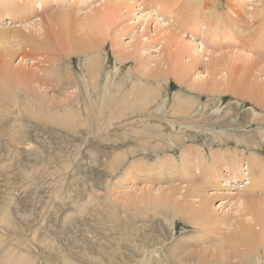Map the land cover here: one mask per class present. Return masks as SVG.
<instances>
[{
    "label": "rangeland",
    "instance_id": "obj_1",
    "mask_svg": "<svg viewBox=\"0 0 264 264\" xmlns=\"http://www.w3.org/2000/svg\"><path fill=\"white\" fill-rule=\"evenodd\" d=\"M103 1L110 2L45 0L29 14L9 2L11 13L0 11V35L13 28L14 32L22 31L44 41L46 30L53 29L56 39L51 45L65 59L60 69L71 74V81L62 87H47L34 81L30 87L38 91L26 90L18 75L23 70L37 73L38 69L32 60H21V48L15 39L8 37L7 43L0 42V264H17V259L22 258V264H257V257L264 254V241L243 244L235 239L238 234L233 235L226 256L214 249L212 255V228L202 225L192 208L200 206L199 197L183 196L186 190L193 195L194 187H202L219 215L235 217L237 208L225 199L228 196L213 194L218 190L234 192L227 190L222 180V189L211 187L203 174L182 180L170 173L183 177L180 165L188 150L201 154L208 162L210 156L222 153L245 158L253 154L264 163V95L259 93L264 86L256 79L247 80L245 71L238 72L246 80L242 85L227 75L220 78L221 82H215L210 75L201 82L198 75L193 89L189 82H180L172 74L159 94H150L153 102L145 114L140 112L141 103L133 107L137 113L130 117L123 106L116 107L114 113L102 111L94 105L97 97L88 95L84 86L83 78L88 75L83 68L86 70L90 60L103 57L100 93L113 81V74L117 81L111 89L119 98L129 91L131 83L138 95L145 87L141 83L144 79H149L148 86L154 88L156 77L144 74L156 73L155 65L162 58L169 66L177 64L182 48L176 41L164 40L162 32L151 35L155 20L150 19L143 32L146 39L142 41V59L136 62L119 57L135 36L134 29L139 27L141 33L143 18L138 20L137 16L146 11L152 0H130L134 4L125 0L129 6L123 11L111 5L103 8ZM205 1L206 6L218 4L215 11L207 14L202 5H197ZM245 2L176 0L171 9L179 17L180 13L190 15L193 9L191 15L198 22L193 32L202 36L203 31L210 30L204 39L193 37L187 28L178 31L169 12L161 16L167 23L163 27H170L195 43L202 41L206 50L226 60L234 57L250 62L246 67L254 66L257 80L264 83V34L247 38L237 25L252 26L256 13L264 23V0ZM239 3L247 7L241 10ZM230 5L241 14L232 12ZM108 8L113 11L108 13ZM104 14L108 15L106 19ZM231 15L234 18L228 19ZM32 24H38L39 29L30 28ZM65 27L70 40L63 36ZM96 43L101 50L97 56L95 50L85 49ZM80 44L83 47H77ZM209 52H204L201 59L208 61ZM5 53L7 58H3ZM149 54L152 56L147 62L145 57ZM188 58L186 55L183 61ZM204 67L199 66L202 73H206ZM246 83L258 92H245ZM224 86L229 88L221 93ZM13 94L14 99L10 97ZM247 94L248 104L243 99ZM182 99L187 107L174 115L176 103ZM146 122L149 127L144 126ZM170 159L167 163L176 168H169V174L156 169L157 162ZM195 161L198 159L193 156L190 162ZM143 164L155 171L148 172L140 167ZM244 172L230 176L236 178L230 186L235 194L243 193L236 190L237 185H246V180L252 182ZM127 173L132 176L128 178ZM150 188L173 195L174 204L146 203ZM135 189L138 196H131ZM250 195L257 196L253 201L264 202V192H251L246 197Z\"/></svg>",
    "mask_w": 264,
    "mask_h": 264
},
{
    "label": "bare ground",
    "instance_id": "obj_2",
    "mask_svg": "<svg viewBox=\"0 0 264 264\" xmlns=\"http://www.w3.org/2000/svg\"><path fill=\"white\" fill-rule=\"evenodd\" d=\"M44 1L45 0H36V1L35 0H20V3H18L15 0H0V11L11 13L12 8L9 2H14L18 6V9L24 10L29 14L33 12L37 6L39 8L40 5H42V2ZM80 1L82 2L84 0H80ZM196 1L198 2V0ZM237 1L243 2V4H246L245 2L246 0H237ZM251 1L260 2V0H254V1L251 0ZM127 2L131 3L132 1L129 0ZM127 2L125 0H110L109 4L105 2V4L103 3L102 5H104L103 8H107L109 5H111L112 7L119 8L118 11H123L125 8H128L129 6V3ZM132 3L134 4V2ZM175 4H176V0H168V1L152 0V4L151 2L148 3L149 7L146 9V11H144L143 14L137 16L138 20H140L139 18H143L141 19L142 20L141 33L138 32L139 27L135 28L134 29L135 36H132L131 37L132 40L128 41L129 51L127 50L128 48H123L124 55L122 56L118 54L119 57L126 58V59L131 58V59L136 60V62H139L140 58L142 59L143 57L142 41L146 39V36L145 34H143V32L147 31L148 23L150 22V19L155 20V28H154V31H152L151 35H154V32L155 34H157L158 32H162L164 40L166 39L170 42L176 41L177 43H180L182 48L179 51L181 53H180L178 60L176 61L177 64L169 66L167 64L166 59L162 58L161 61L158 60V64L156 63L155 65L156 73L149 74V72H146L144 74V76L148 78L156 77L155 78L156 86L154 88H150L148 86V84L150 83L149 79H144V80H141V83L143 85L145 84V87L142 90H140L138 95L135 91L137 88H135V86L131 83L129 91L121 94L120 97L117 98L118 93L116 92V90L112 91L111 89V85H115V81H117V79L113 78L114 76L113 74H112L113 81L112 82L109 81L107 85L105 86L103 93H100L99 89H101V86H103L100 80L101 74H102V67L104 65L103 57H98L97 59L90 60V63L87 66L86 70L85 68H83V72H85L88 75V77L83 78L84 86L87 88L86 92L88 95H91V96L95 95L97 97V100L95 101L94 105L97 104V106H99L102 111L109 110L111 113H114V109L116 107L123 106L127 112V115L130 117V115L133 116L135 113H137V111L133 110V107L136 108V104L141 103L143 108L140 110V112L141 113L144 112L145 114V111H148L149 106L153 102V100L150 99L149 97L150 94L151 93L159 94L160 87L164 86V83L168 81V77L172 74L175 76L176 80H179L180 82H189V87L191 89L197 86L196 80H197L198 75L201 78V82H204L208 78V75L212 76L215 82H221L220 78L222 76L227 75V78L228 77L234 78L235 80H237L238 84L242 85L246 81L244 79H241L240 76H238V72L241 73L242 71L246 72L247 80L250 78L256 79L259 85L264 86L262 79L257 80L258 77L255 74L254 66L246 67V64L250 62L237 61L236 59L238 58H234V57H230V59L226 60L223 56L216 55L215 54L216 52H209V50H206L205 46L203 45L204 43L202 41L201 43L199 42V44L195 43L192 40H188L186 37L179 34L175 30L170 29V27H165V26L163 27V25H166L167 23H165V21L162 20L161 16H164L165 13L169 12L168 17L171 19L175 18L174 22L175 24L177 23L176 28H178V31L181 30L183 32L185 30L184 28H187V30L191 31V34L193 35V37H197L198 35L199 36L201 35L200 32H197V31L193 32V30L198 27L197 20L193 19L194 16L191 15L192 14L191 12L193 9L192 8L190 9V15L189 13L187 14L180 13V17H179V13L178 12L176 13L174 12V9H171L172 6H174ZM214 4L210 3L209 6H206V1H205L203 4H200L199 2L197 5L199 6L202 5L204 8V11L207 10L208 11L207 14H209V11L212 12V10H214L218 5V4L217 5H214ZM138 6L141 7V3H139ZM239 6L241 10L247 7L245 5H242L241 3H239ZM208 8L210 9L208 10ZM247 9H249V7ZM99 10L100 9H98L97 11ZM230 10L234 13L237 12V14H241L239 9L232 8V6L230 7ZM111 11H113V8H108L107 12L110 13ZM67 12L69 13L70 11L67 10ZM234 13H231V14L233 15ZM232 15L229 16L228 19L234 18L232 17ZM255 15H257V18L252 16L253 18H255V20L252 26H250L251 24L250 25L248 24L250 27L249 26L243 27V25H241L240 23H237L238 28L241 31L245 32L244 34L248 35L244 37L248 38L252 36V38H255L256 34L257 35L259 34V36L264 34V23L261 22L262 18L258 17L257 13ZM107 16L108 15L104 14V19H106ZM95 21H97V19L93 20V22ZM212 21L213 20H210V22ZM38 24H32L29 27L30 28L34 27L35 29L39 26ZM38 29L39 28H37V30ZM6 31L0 35L1 36L0 42H2L3 44L7 43L8 37L15 39L17 44L21 48L19 50V56L21 57V60L25 62H27V60H32L30 62H32V64H34L33 66H36V68L38 69L37 73H34L32 71L23 70L21 74L18 75V77L20 78V82L26 88V90L38 91L30 87V84L34 81L42 82V84L47 87L48 86L62 87L71 81V79L68 78L70 77L71 74L68 72L64 73L60 69L62 62L65 59L62 58L60 53L56 52L55 49H53V46L51 45L52 42L55 41L56 39L55 36L53 35L54 33L53 29L50 28L46 30V39L44 41H38L37 38L28 37L22 31L16 30L14 32L13 28H10L9 31L7 32ZM210 33L211 32L208 29L207 31H203L202 36L200 37L204 39ZM69 34L70 32L68 31V28L65 27V32L63 33V36L67 38L68 40H70ZM167 34L168 36H166ZM214 36L216 37V35ZM261 42L264 43V39H262ZM99 46L100 45H97L96 43V44H93L92 47H85V49L95 50L94 54H96L95 56H97L98 54H101V50L99 49ZM77 47H83V46L80 44ZM34 51L38 52V54H34L33 53ZM162 51L163 49H160L159 53L160 52L162 53ZM206 51L209 52V56H207V59H209L208 61L201 59L202 58L201 55ZM187 52H190V53L187 54ZM84 55L87 56L86 53H84ZM186 55L189 58L187 61H183ZM7 56H8V53H5V56L3 58H7ZM151 56L152 55L149 54L147 57H145V59L148 58L147 62L149 61ZM33 59H36V61ZM201 64L203 67L204 66L206 67V68L204 67L206 69V73H202V70L199 69V66ZM261 73H264V68H262ZM206 74H207V77H206ZM22 80H25V82L28 83L29 86L24 85ZM222 88L223 89L221 90V93L227 92V89L229 87L224 86ZM253 89L255 90V92H258L257 88H253L251 87V85L246 83L245 92L252 91ZM36 93L38 94V92ZM259 93L264 95V89L260 91ZM10 97L12 99L15 98L14 94L11 95ZM243 97H244L243 99L245 100V102H247L246 104H248L249 94ZM223 98L225 99L226 96L224 95ZM183 100L184 99L176 103L175 109L173 111L174 115L178 114L179 112L183 110V108L187 107L186 103ZM130 109L132 110L130 111ZM75 113L76 115H78L77 111H75ZM75 113L73 112L72 114H75ZM76 115L74 116L77 117ZM144 126L149 127L147 122L144 124ZM193 156L197 157L198 161H195L194 163L190 162ZM210 159H211L210 162H208L206 161V158L203 157L201 154L197 152L195 153L194 150L192 151L188 150L182 155V164L180 165L181 167L180 169L182 170L181 174H183V177L179 178V176L175 175V173H170V174H172L174 178H178L182 180L186 178L189 179L190 176H196V175L203 174L205 182H207L211 187H214L216 189L217 188L222 189V188H219V185H220L219 182H221L222 180L223 181L222 184L227 185L226 189L232 190V192H234L231 194L224 193V192L219 193L220 191L218 190V191H215L213 194H224L228 196L225 199H228L229 202H232L236 205L237 210L234 212L235 217L233 215H219L214 210V207L212 206V203H211L212 198H209L204 194L205 189L202 187H198V186L194 187L195 192H193V195H192L191 190H186L183 193L184 198H191V196L199 197V200H198L200 204L199 207L197 206L196 208V207H193L191 204L190 205L195 210L197 217L202 222V225L212 228V229H209L211 232L209 240L214 242L213 245L215 247L212 248L211 254L213 255V249H214L216 252H218L219 250L221 256H226L228 254L226 253V249L229 248L230 243H231L230 241L232 240L234 234H238V238H235V239H240V241L243 244L244 242L250 245H255V242H259V244H261V242L264 241V202H262V200L258 203L253 201V199L257 198L256 195H250L248 197L246 196L250 194L251 192H264V163L262 162V159L253 154H250L248 157L245 158L244 155H241V156L229 155L228 156L222 153H216L213 155V157L210 156ZM171 160L172 159L166 160L164 162L163 161L157 162L155 164L156 169L158 167L159 170H162L163 172H165L164 174L166 173L169 174V168L171 167L176 168L175 166H173V164L167 163ZM140 167L144 169L147 168L148 172L155 171L153 168L154 162H153V167L151 166L148 167L146 164H143ZM242 170L245 171L244 174L249 176L252 182L246 180L245 181L247 182L246 185H241L242 183L237 185L238 187H236V190L237 191L240 190L243 193L235 194L236 191H233V189H231L230 186L233 184V179H236V178H230V176H232L233 174L239 175V172H241ZM164 174H161V175H164ZM227 175L229 177L228 179H227ZM127 176L128 178H130L132 175L130 173H127ZM176 190L179 191L178 188ZM137 192H138V189H135L131 193V196H138ZM227 192H230V191H227ZM145 196H147V198H145L146 203L156 204V205H159L160 203H163V202H168L169 205H173L174 199H175L173 198V195L157 191L153 188L148 189ZM219 218H222V219L219 220ZM2 261L3 260L1 258V262ZM22 261H23V258L22 260L17 259L16 263L22 264ZM261 261L264 263V254L262 257H259V256L257 257L256 263L259 264Z\"/></svg>",
    "mask_w": 264,
    "mask_h": 264
}]
</instances>
